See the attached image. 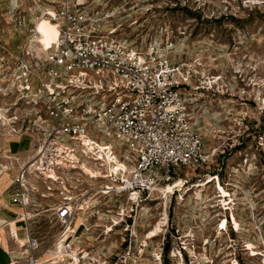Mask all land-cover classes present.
Masks as SVG:
<instances>
[{
  "label": "built area",
  "instance_id": "1",
  "mask_svg": "<svg viewBox=\"0 0 264 264\" xmlns=\"http://www.w3.org/2000/svg\"><path fill=\"white\" fill-rule=\"evenodd\" d=\"M97 15L90 13L86 0H60L57 9L46 14L58 27L52 47L41 57L34 56L35 67L20 61L0 79L15 97L10 106L0 108V126L11 137L26 135L34 141L31 161L13 178L12 202L24 210L19 218L35 221L49 213V222L61 228L57 245L41 256L39 241L28 235L20 245L21 259L11 264L138 263L147 247L145 242L136 247L140 203L151 200L154 193L162 200L172 196L178 191L173 177L195 172L212 157L191 121L189 106H196L199 98L189 86L190 69L154 45L142 51L128 39L117 38L115 29L102 34ZM39 64L44 73L35 87L32 72L39 70ZM0 94L7 95L2 84ZM115 159L122 165L116 168ZM83 165L97 173L92 177ZM82 175L109 182L100 193L107 202L112 197L126 199L117 213L120 220L112 225L124 224L120 256L95 259L88 250L75 247V217L88 211L87 215L98 216V203L87 206L94 197L85 198L87 192L72 194V183L81 185ZM212 178L217 188V176ZM179 180L184 186V179ZM168 185L171 192L163 190ZM227 194L217 193L216 230L239 233L241 229L233 225V198ZM53 195L58 203L43 208L41 200ZM207 244L206 240L203 245ZM194 251V244L182 243L171 249L170 256L180 264L213 263ZM56 254L60 260H54ZM45 255L49 257L41 262ZM157 261L161 264V253ZM229 264H238L237 258Z\"/></svg>",
  "mask_w": 264,
  "mask_h": 264
},
{
  "label": "rangeland",
  "instance_id": "2",
  "mask_svg": "<svg viewBox=\"0 0 264 264\" xmlns=\"http://www.w3.org/2000/svg\"><path fill=\"white\" fill-rule=\"evenodd\" d=\"M59 1L0 0V79L20 61L35 67L34 56L43 55L37 50L35 29L39 31L42 17L56 23L46 14H52ZM86 2L90 13L101 19L102 34L115 29L117 38L128 39L142 51L154 45L171 61L190 69L189 86L199 98L196 106H189L191 121L204 150L212 154L207 165L173 177L174 182L182 177L185 185L172 196L162 200L154 193L151 200L140 203L143 210L137 224L136 247L140 242L147 247L136 264H159L160 253L161 264H180L171 258V249H178L182 243L194 244L195 255L211 258L212 264H229L235 257L238 264H264V0ZM38 67L32 72L35 87L44 73L43 65ZM0 84L7 93L0 94V108L4 109L15 97L6 83ZM13 144L15 153L9 149ZM33 149L31 137H11L0 126V173L12 165L28 164ZM216 176L217 188L212 178ZM81 180V185L72 183V194L87 192L85 198L94 197L87 206L98 203V216L87 215L89 211L78 213L76 217L83 220L78 218L74 225L83 222L87 230H81L75 247L88 250L95 259L122 255L124 224L112 225L120 220L117 213L126 199L112 197L107 202L100 193L109 182L89 180L86 175ZM217 193L218 197L230 193L233 198V225L241 229L239 233L216 230ZM41 201L43 208L58 203L56 195ZM40 219L42 228L30 232V237L40 243L39 256L54 247L61 233L55 222H49V213ZM155 227H159L157 232L150 236Z\"/></svg>",
  "mask_w": 264,
  "mask_h": 264
},
{
  "label": "crops",
  "instance_id": "3",
  "mask_svg": "<svg viewBox=\"0 0 264 264\" xmlns=\"http://www.w3.org/2000/svg\"><path fill=\"white\" fill-rule=\"evenodd\" d=\"M11 146L10 151L15 153L16 145ZM20 166L21 164L19 167L12 165L8 171L0 173V264H11L14 260H20V245L26 242L31 230L33 232V229L42 228L39 225L41 219L29 223L19 218L24 210L12 202V181Z\"/></svg>",
  "mask_w": 264,
  "mask_h": 264
},
{
  "label": "bare ground",
  "instance_id": "4",
  "mask_svg": "<svg viewBox=\"0 0 264 264\" xmlns=\"http://www.w3.org/2000/svg\"><path fill=\"white\" fill-rule=\"evenodd\" d=\"M36 23H37V21L35 22V25H37ZM41 25L44 26L45 31L42 30V28L40 27ZM38 27H39V31H37L35 29L36 34L38 35L37 39H36L37 50L39 51V54H43L44 55L45 53H47L48 49L50 47H52V44L56 41V38L58 36V27H57L56 23H52L51 21L45 19L44 17L39 18ZM208 84H210V83H208ZM115 163H116V168L122 165L117 159H115ZM83 168H85V171L88 174H90L92 177H93L94 174L97 173L96 170L94 171V170H92V169H90V168H88V167H86L84 165H83ZM181 185H182V181L179 180V181L175 182L174 186L177 189L180 190ZM193 187H196V185L193 186ZM163 190L166 191V192H171L172 191V187L170 185H168V186L164 187ZM196 196H200V195L196 194ZM221 197H226V196L222 195ZM78 218L83 220L82 216H78V217L75 218L74 223L77 222ZM74 223H73V232H72L73 236H74L73 238H74V240H78L80 238L79 237L80 234H81L80 232H81V230L84 227V223L81 222L80 225H76V224L74 225ZM158 228L159 227H155V229L150 232V236H154L155 233L157 232ZM150 238H153V237H150ZM56 245H57V243L55 244V246ZM59 245L60 244L58 243V246ZM46 259L40 260V261L43 262V261H46ZM60 259H61V255L60 254H56L55 257H54V260L57 261V260H60Z\"/></svg>",
  "mask_w": 264,
  "mask_h": 264
},
{
  "label": "trees",
  "instance_id": "5",
  "mask_svg": "<svg viewBox=\"0 0 264 264\" xmlns=\"http://www.w3.org/2000/svg\"><path fill=\"white\" fill-rule=\"evenodd\" d=\"M168 251V247H165V252H167Z\"/></svg>",
  "mask_w": 264,
  "mask_h": 264
}]
</instances>
